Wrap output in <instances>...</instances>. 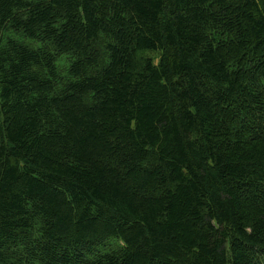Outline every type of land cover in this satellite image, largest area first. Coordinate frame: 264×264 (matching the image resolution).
I'll list each match as a JSON object with an SVG mask.
<instances>
[{"label": "trees", "instance_id": "16d2710c", "mask_svg": "<svg viewBox=\"0 0 264 264\" xmlns=\"http://www.w3.org/2000/svg\"><path fill=\"white\" fill-rule=\"evenodd\" d=\"M0 264H264V0H0Z\"/></svg>", "mask_w": 264, "mask_h": 264}, {"label": "rangeland", "instance_id": "374dc122", "mask_svg": "<svg viewBox=\"0 0 264 264\" xmlns=\"http://www.w3.org/2000/svg\"><path fill=\"white\" fill-rule=\"evenodd\" d=\"M150 55L153 56V57H157L158 56L157 53H150Z\"/></svg>", "mask_w": 264, "mask_h": 264}]
</instances>
